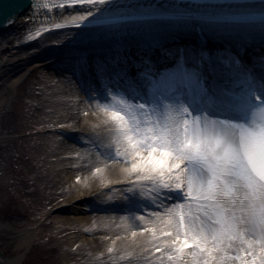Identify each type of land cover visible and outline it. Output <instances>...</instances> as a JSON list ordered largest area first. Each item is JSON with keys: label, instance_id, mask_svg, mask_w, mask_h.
<instances>
[{"label": "snow or ice", "instance_id": "6c2138e0", "mask_svg": "<svg viewBox=\"0 0 264 264\" xmlns=\"http://www.w3.org/2000/svg\"><path fill=\"white\" fill-rule=\"evenodd\" d=\"M76 5L87 8L34 36L71 25L68 70L86 71L89 51L106 52L97 78L132 88L130 102L102 109L124 165L116 183L152 205L136 217L128 264H264V0H31V15L19 16L22 3L0 15L27 26L40 8ZM193 33L198 44L180 42ZM210 38L226 41L225 52L208 49ZM252 44L258 66L241 55Z\"/></svg>", "mask_w": 264, "mask_h": 264}, {"label": "rangeland", "instance_id": "374dc122", "mask_svg": "<svg viewBox=\"0 0 264 264\" xmlns=\"http://www.w3.org/2000/svg\"><path fill=\"white\" fill-rule=\"evenodd\" d=\"M53 64L50 62V67H33L25 72L0 108V136H5L0 137V221H12L20 227L36 225L35 240L27 250L21 246L16 232L0 228L4 258L10 260L25 252L16 264H128V253L133 251L134 240L128 244H113V253L107 251L112 246L101 240L105 235L114 240L127 234V230L137 229L136 223L127 224V217H124L128 194L123 183L104 184L102 192L90 194L83 205L88 218L93 215L111 218L114 213H122L123 219L88 221L90 230L84 234L94 238L87 245L88 253H84L86 246L73 244L79 223L72 217L74 213L68 206L73 195L71 188L75 189V184L82 181L80 176L75 179L77 175L73 168L81 159L73 155L68 157L67 152L71 151L68 146L90 150L94 147L96 150L89 137L96 139L100 148L107 145L108 138L99 131L90 133L92 126H80L81 129L77 127L71 132L72 125L64 122L62 110L57 111L58 116L53 111H45L48 113L45 114L43 106L47 95L44 92L50 88L47 80L55 71ZM59 106L68 108L64 103ZM52 116L57 120L53 118L52 124L45 126ZM50 126L60 128L51 130ZM99 127L101 125L95 126L96 129ZM64 154L67 157L62 159ZM62 164L67 165L64 181L60 174ZM130 212L136 213L134 210ZM68 223L70 226L66 227ZM120 232L125 234L118 235Z\"/></svg>", "mask_w": 264, "mask_h": 264}, {"label": "bare ground", "instance_id": "6f19581e", "mask_svg": "<svg viewBox=\"0 0 264 264\" xmlns=\"http://www.w3.org/2000/svg\"><path fill=\"white\" fill-rule=\"evenodd\" d=\"M7 1L9 2V0H6V2ZM28 1L29 3L27 5L22 9H18L19 16L25 14L31 15L29 11L31 0ZM10 4L12 8L16 6L15 4L13 6V2H10ZM84 8H87V5L74 6L75 11L54 8L49 12L47 9L40 8L37 10L38 15L35 17L34 23L32 24L27 26L24 25L20 22L18 16L16 23L12 25L3 24L0 26V108L9 99V95L12 92L15 82L20 79L25 72L33 67H50V62H54L52 68H54L55 71L50 74V77L47 80L50 88L44 92L46 93L45 95H47V97H44V112L53 111L57 115V111L60 112L62 110L61 116L65 119L64 122H69L72 125L71 132H74L77 127L81 129L82 126H87L88 128L92 126L91 128H93V131H89L90 133H97L99 131L101 134H105V137L108 138V142H106L107 145L104 146V148L97 147L99 151H97V149L95 150L94 147L90 150L89 148L82 149L77 146L75 147V145L74 147L70 145L68 146L71 147V151L67 152L68 157L73 155L81 159V162L74 164L73 168L75 167L77 175L75 179L80 176L82 181L75 184L77 186L75 189L71 188L73 195L69 200L68 206L74 213L72 217L77 223H79L78 230L75 233L77 238L76 241L73 239L75 241L73 244L77 246H86L84 253H88L87 245H90L94 241V238L84 234L90 230L87 227L88 221L98 220L106 222L108 219H114L115 221L123 219L122 213H114L112 216L110 215L111 218L102 215H93L88 218L87 210L83 205L86 204L87 198L90 194L95 195L101 193L102 191L100 190L104 184L114 186L117 180L122 179L124 165L118 158H115L114 152L112 151L114 145L112 144V137L110 135V116L106 115L102 109L106 107L111 108L112 106L117 105L118 101L121 100L130 102L129 93H132V88H129L128 93H126L116 84V78L114 76L107 81H101L97 78L95 69L96 61L98 59L103 60L106 57L109 59L112 58L110 54L106 52L97 53L95 51H89V66L86 71L74 74L73 71L68 70L69 65L67 57L71 51L78 47L76 44L69 43L71 36L69 39H65V35L72 32L71 25L64 29L42 31L40 37L34 36L36 28L40 27L41 24L47 27L52 22L63 23L65 20H70L72 15L82 11ZM46 16H50L51 19H45ZM29 31L33 33V39L31 40L25 38ZM220 41L222 40L214 39L212 41L208 39V49L213 52L219 51L224 53L227 45L221 46V43H218ZM180 42L183 44L194 45L200 42V37L195 33L186 34L183 39H180ZM213 44L216 45L213 46ZM136 52L137 47L135 42H133L129 47V55L133 60L138 59ZM245 56L248 61L252 58L259 61L260 47L253 48V46L250 45L245 52ZM116 59H119V57H116ZM225 59H228L227 55H225ZM246 59H244V61H246ZM135 72L136 69L133 68L131 74L134 76V74H136ZM105 83L111 85L107 91L104 87ZM59 103L67 104L68 108L61 109ZM45 114L48 113L45 112ZM53 118H55V116H52V119L45 122L44 125L47 126L52 124L51 122L54 121ZM97 125H101V127L96 129L95 126ZM106 126L108 128H105ZM50 127L51 130L53 128H60L59 126ZM65 130L70 131V129ZM66 157L67 156L65 155L62 159ZM96 167L101 169L99 173L95 172ZM66 172L67 165L62 164L60 167V174L63 181L65 180L64 174ZM125 204L126 208L124 209V214L126 216L124 217H127V224H138L139 222L136 220V217L145 214L146 211L152 210L151 203L142 197L134 198L128 195L127 203ZM112 208L118 209L115 206ZM131 209L136 213L130 212L132 211ZM68 226H70L69 223L66 227ZM0 228L16 232L19 236L21 246L26 247V250L33 245L36 237V225L20 227L16 226L12 221H0ZM131 231H134V229L127 230V234H125V232H120L118 235H121L122 233L125 235L120 236L121 239L119 240L109 239L106 235L102 237L101 240L107 241L108 245L112 247L114 246L113 241H115L114 244H128L130 241L134 240V238L131 237ZM135 240L138 241L139 237L135 238ZM132 243L134 246V241ZM0 251V259L6 264H16L25 255V252H23L10 260H6L1 247ZM69 263L70 262H68V264Z\"/></svg>", "mask_w": 264, "mask_h": 264}, {"label": "water", "instance_id": "95a60500", "mask_svg": "<svg viewBox=\"0 0 264 264\" xmlns=\"http://www.w3.org/2000/svg\"><path fill=\"white\" fill-rule=\"evenodd\" d=\"M10 2H13V6H14V4L16 5L18 3H22L25 6V5H27L29 3L28 0H9V2L8 1L6 2V0H0V8H3L4 11H7L9 8H12ZM3 24H4L3 18H2V15H0V26L3 25ZM0 264H6V263H4L0 259Z\"/></svg>", "mask_w": 264, "mask_h": 264}]
</instances>
